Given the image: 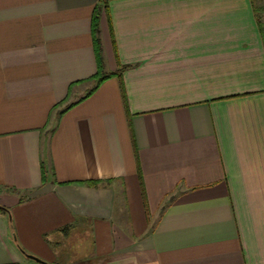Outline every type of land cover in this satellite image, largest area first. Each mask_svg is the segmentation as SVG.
Instances as JSON below:
<instances>
[{"label":"crops","instance_id":"crops-1","mask_svg":"<svg viewBox=\"0 0 264 264\" xmlns=\"http://www.w3.org/2000/svg\"><path fill=\"white\" fill-rule=\"evenodd\" d=\"M262 9L0 0V264H264Z\"/></svg>","mask_w":264,"mask_h":264},{"label":"trees","instance_id":"trees-1","mask_svg":"<svg viewBox=\"0 0 264 264\" xmlns=\"http://www.w3.org/2000/svg\"><path fill=\"white\" fill-rule=\"evenodd\" d=\"M260 26H261V30H262V32L264 34L263 27H262V25H260ZM93 32H94L95 50H96V54H97V57H98V60H99V72L96 75V77H94L95 83H94L93 87L91 89H89V91L83 97H81L79 101H81V100L85 99L86 97H88L89 95H91L106 78H108L109 76H112V75H119L120 76L121 75V71H122V69H119L118 71L113 72V73H104L103 72V69H102V58H103L102 57V47H101L100 38L98 36V34H99L98 11L97 12L95 11V16H94V19H93ZM79 101H77V102H79ZM77 102L69 104L68 106H66L65 109H68V108L72 107Z\"/></svg>","mask_w":264,"mask_h":264},{"label":"water","instance_id":"water-1","mask_svg":"<svg viewBox=\"0 0 264 264\" xmlns=\"http://www.w3.org/2000/svg\"><path fill=\"white\" fill-rule=\"evenodd\" d=\"M26 255H27V257H29V258H31V259H33V260H35V261H37V262H39L41 264H49L46 261L40 259L39 257H37L35 255H32V254H26Z\"/></svg>","mask_w":264,"mask_h":264},{"label":"rangeland","instance_id":"rangeland-1","mask_svg":"<svg viewBox=\"0 0 264 264\" xmlns=\"http://www.w3.org/2000/svg\"><path fill=\"white\" fill-rule=\"evenodd\" d=\"M264 9H262V12H261V25L263 27V30H264V13H263ZM263 13V14H262ZM89 91V90H88ZM87 91V92H88Z\"/></svg>","mask_w":264,"mask_h":264}]
</instances>
